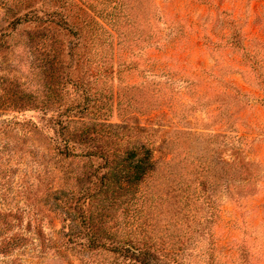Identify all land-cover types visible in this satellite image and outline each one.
I'll return each mask as SVG.
<instances>
[{"label":"rangeland","instance_id":"1","mask_svg":"<svg viewBox=\"0 0 264 264\" xmlns=\"http://www.w3.org/2000/svg\"><path fill=\"white\" fill-rule=\"evenodd\" d=\"M101 1L77 49L53 58L26 27L0 54V264H264V0ZM67 106L69 156L51 120ZM136 142L152 169L111 207L158 257L137 263L70 237L109 170L95 151Z\"/></svg>","mask_w":264,"mask_h":264},{"label":"trees","instance_id":"2","mask_svg":"<svg viewBox=\"0 0 264 264\" xmlns=\"http://www.w3.org/2000/svg\"><path fill=\"white\" fill-rule=\"evenodd\" d=\"M103 5L104 3L101 0H0V54L8 51L11 46L10 40H12L14 34L21 28L26 27L38 30L37 36L33 35L30 37L31 39L37 40L42 46L49 43L51 48L54 47V49L52 48L53 58L59 57V48L61 50L62 45L71 52L81 44L83 30H87L89 35H93L91 24L101 26L99 20L104 19ZM57 29H59L58 32ZM61 30L74 34L75 40L58 41L55 37L61 33ZM77 33L78 35H76ZM30 43H33V41H30ZM31 47H36V43L31 44ZM69 54L72 55V53ZM76 81L79 87V79ZM82 91L84 93L82 101L71 105L78 111H81V109L87 110L91 105H94V101L90 100V96L85 94L86 89ZM49 95L44 96L45 101L43 103L59 101V98L55 100ZM70 111H73L70 106L64 107L56 112V118L51 119L52 124L55 126L54 132L57 134L55 137L57 144L63 146L59 153L65 156L71 155L70 147L73 135L79 134V130L72 126L75 121L70 119L72 117ZM87 132V129H82L80 133L82 139L90 138ZM112 137L114 136L112 135ZM112 141L117 145V141ZM108 145L109 143L95 151L96 155L104 160V167H109L108 173L101 178L98 190L88 192L83 196V199L88 202V207L87 210H82V205L78 206L77 216L71 218L74 222L76 219L78 220V229L74 230L72 228L70 237L72 236L73 240L84 238L87 248L90 250L110 247L109 250L121 252L125 259L136 258V263L139 261L141 254L148 256V258L144 257L146 258L144 261L148 259L158 260V257L155 256L149 258L151 255L150 245L146 239H138V237L133 236L135 230L131 228L130 220L126 217L128 211L124 212L123 210V216L116 217L113 216L116 209L113 206L111 207L113 198L115 199V195H117L116 192L124 189L129 193L130 187L141 181L151 171L153 165L151 148L136 142V148L131 147L122 150L125 157L120 160L116 158V155L121 149H118V153H114L110 149L108 150ZM111 153L115 156L112 162L108 158ZM117 186L119 188H116ZM127 193H123L122 196L126 197ZM114 217L123 220L124 227L121 231L119 230V223H110ZM109 220L110 222H108ZM127 243L131 246H126ZM139 264H143V262L139 261ZM155 264H158V262L155 261Z\"/></svg>","mask_w":264,"mask_h":264}]
</instances>
